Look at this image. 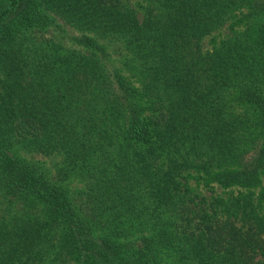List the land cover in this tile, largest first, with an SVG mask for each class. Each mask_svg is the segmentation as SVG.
Masks as SVG:
<instances>
[{
    "label": "trees",
    "instance_id": "obj_1",
    "mask_svg": "<svg viewBox=\"0 0 264 264\" xmlns=\"http://www.w3.org/2000/svg\"><path fill=\"white\" fill-rule=\"evenodd\" d=\"M0 264H264V0H0Z\"/></svg>",
    "mask_w": 264,
    "mask_h": 264
},
{
    "label": "rangeland",
    "instance_id": "obj_2",
    "mask_svg": "<svg viewBox=\"0 0 264 264\" xmlns=\"http://www.w3.org/2000/svg\"><path fill=\"white\" fill-rule=\"evenodd\" d=\"M58 21V20H57ZM59 23H61V24H63V22L62 21H58ZM68 30L70 31L71 29L70 28H68ZM204 45H205V43H204ZM205 192V191H204Z\"/></svg>",
    "mask_w": 264,
    "mask_h": 264
}]
</instances>
